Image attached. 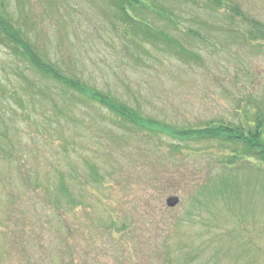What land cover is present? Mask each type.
I'll list each match as a JSON object with an SVG mask.
<instances>
[{"label": "rangeland", "instance_id": "rangeland-1", "mask_svg": "<svg viewBox=\"0 0 264 264\" xmlns=\"http://www.w3.org/2000/svg\"><path fill=\"white\" fill-rule=\"evenodd\" d=\"M152 1L0 0V264H264V0Z\"/></svg>", "mask_w": 264, "mask_h": 264}, {"label": "trees", "instance_id": "trees-1", "mask_svg": "<svg viewBox=\"0 0 264 264\" xmlns=\"http://www.w3.org/2000/svg\"><path fill=\"white\" fill-rule=\"evenodd\" d=\"M116 1V6L119 9V12L121 13V16L123 18V21L125 23L128 24H143L141 23V21L139 19L136 18L135 16V10L139 9V10H150L151 7L150 5L153 4V1L151 0H114ZM152 10H154L155 14H158L157 16L162 17L160 12L162 10H155V7L152 5ZM232 12L235 14H237L239 16V11L236 8L232 9ZM236 15V16H237ZM164 18L166 19V16H164ZM146 29H147V33H150L153 37H157L159 38V36H161V38L166 39V41H170L169 38H167V36H165L164 33L160 32V31H155L153 30V28L151 26H147L145 25ZM259 27V25H257V28ZM260 28V27H259ZM0 32L2 33V35L5 36V38L7 40H9V48L13 50V53L17 54L18 56H24L25 59H27V61L29 62V64L35 68L38 72H40L41 74H44L45 76H51L54 79L62 82L68 89H80L82 90L83 88L78 84L75 83L74 80L71 79H67L64 78L62 76H60L59 72L56 70V68L49 64L44 62L42 59H40L33 51L31 52L28 48V46L21 44L20 39H19V34L17 33V31L15 30L13 25L8 24L7 22H2L0 23ZM19 44H21L24 47L25 50V54L27 55V57L22 53H20V48H19ZM100 101L103 105L107 106L109 109H111V111L117 113L118 115H129V111L125 108H123L121 105H119L118 103H110V100L108 97H104V96H100ZM263 125H264V119L260 118L258 120V126H257V132L256 134L253 135V133L248 132L247 134L245 133V130H243L242 128L236 129L237 131L241 132V137L243 139L246 140V142L251 145L254 143H259L260 146H262V137H263ZM236 130H232L230 129V132L236 131Z\"/></svg>", "mask_w": 264, "mask_h": 264}, {"label": "water", "instance_id": "water-1", "mask_svg": "<svg viewBox=\"0 0 264 264\" xmlns=\"http://www.w3.org/2000/svg\"><path fill=\"white\" fill-rule=\"evenodd\" d=\"M180 203V200L178 197H170L167 200V206L169 208H175Z\"/></svg>", "mask_w": 264, "mask_h": 264}]
</instances>
